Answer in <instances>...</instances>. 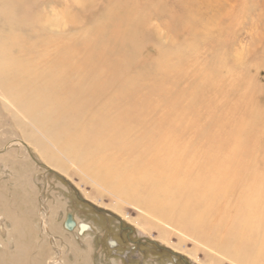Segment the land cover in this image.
<instances>
[{
	"label": "rangeland",
	"instance_id": "1",
	"mask_svg": "<svg viewBox=\"0 0 264 264\" xmlns=\"http://www.w3.org/2000/svg\"><path fill=\"white\" fill-rule=\"evenodd\" d=\"M2 7L0 87L17 95L0 94V264H244L224 226L264 182V0ZM215 175L226 191L180 193ZM67 213L88 230L66 231Z\"/></svg>",
	"mask_w": 264,
	"mask_h": 264
},
{
	"label": "bare ground",
	"instance_id": "2",
	"mask_svg": "<svg viewBox=\"0 0 264 264\" xmlns=\"http://www.w3.org/2000/svg\"><path fill=\"white\" fill-rule=\"evenodd\" d=\"M7 10H9L8 7H2L0 9V13L1 14H5V13H7ZM4 19L6 20L7 17H4ZM21 20H23V17L21 18ZM29 20L31 21L32 19H29ZM30 21H29V23H30ZM25 25H27V23H25ZM104 59H106L105 56H104ZM3 61H5V60H3ZM96 74H98V73H96ZM57 77L58 76H56V78ZM99 77H100V75H99ZM0 94L1 95H17L15 91L12 94H10L9 91L6 90L3 87H0ZM18 95H20V94L18 93ZM16 103L20 105V108L25 107V109H26V105L24 104V102L22 101V99L21 100L19 99V101L16 100ZM35 118H36L37 122L35 121L34 124L40 125L39 128H37V126H35L36 128H34V130H33L34 133H36V138H39V139H42L43 137L44 138H47V139H48V137L51 138V136H53L54 133L51 132L49 134L47 132V129H42V127H45V125H46V116H44L43 114H40V115H37L36 114V117ZM44 131H46V132H44ZM105 145L108 146L107 143ZM40 146H41V144H40ZM35 149H36V152L37 153L39 152L40 156L45 161H47V163L50 166H52V165L55 164L53 167L54 168H57L58 171H64L65 170V168H64L65 166L63 164L64 162L61 161L57 157L55 158V156L53 154H51V152L49 150L50 148H44V150H42L43 149L42 147L40 148L39 145H36L35 146ZM51 149L55 150V152L59 154L58 150H56L54 148H51ZM76 153L78 155L76 154V157L73 159V162H72L73 163L72 165L74 167H75V164H76V167H78V164H80V160H82L81 153H79V152H76ZM113 178H116V176L113 175V177L111 179H113ZM176 179H177V177H176ZM219 179H220L219 176H216V175L213 176L212 177L213 185L211 187H209V189H207V188H205L203 186H198L197 187L196 185H201V184L199 183L198 180L196 181V179H192V181L189 182L186 185V187L183 190L180 191V193L182 195H186V194L188 195V194H190L192 192V190H193L192 193H195L197 190H203V189L205 190L206 189V190L210 191V193L208 192V194L211 195V197H212L213 194H214V188L215 187L218 188V190L220 192L224 191V189L226 191V188H228V185H227L228 183H218L219 182ZM145 180H148V179H145ZM136 181L137 180L134 179V177H131L130 180L128 181V184H127L126 187L128 189H130L131 191H133V183L136 182ZM194 183H195V185H194ZM119 185H122V184H119ZM168 185H170V184H168ZM193 186H194V188H193ZM170 191L171 190H169L168 192H170ZM161 193L162 192H160L159 190H157L154 194L151 195V196H153L151 198V201L152 202H155V204L157 202L160 204L161 200H159V199L162 197L163 203H164V206H165V204L167 205L168 198L166 196L162 195ZM254 193L255 194L248 195V193L246 192L243 195V197L238 202V206L239 207L236 209V212H234V214L231 215V216L228 215L229 218H230V220L232 221V224L229 225V227H227V228H225L226 225L224 226V229H226V231L224 232V235L227 238V242H229L228 243L229 246H231V245L234 244L233 247H232V251L239 252L235 257H238V259H239V257H242L240 260H242V262L244 264H264V253L259 252V249H261V247L264 245V207H263V205H264V182L263 181H261L260 183H258V186H257V188H256V190H255ZM195 195L197 197H199V198L202 197V201H197L196 205L199 203L200 205L202 204L204 206V208L206 207V208L210 209V204H207V202H206V201H209L208 199L206 200V198H208V196L202 195V194H200V195L195 194ZM171 203L172 202H170L169 204H171ZM167 207H169V206H167ZM171 207H173L172 204H171ZM193 209H194V207H193ZM198 209H200V208L198 207ZM116 210L118 212V209H116ZM172 210H174V208H172ZM184 211L187 212L186 209H184L183 212ZM119 213H120V211H119ZM200 215H203V214L200 213ZM181 216H183V213L181 214ZM199 219L197 217H194L193 222L194 223H201V220L202 219L200 217H199ZM64 223H65V221H64ZM258 229H260L259 231H261L262 237L259 236ZM217 230H220L221 231V229L219 227H217ZM218 233H219V231H218ZM245 236L248 239H256V242H258V244H257V252H255V255H253V257H251V258H244L243 257L244 255L247 254L245 251H243V249L245 248V245H244L245 244L244 243ZM259 237H260V239H259ZM262 251L264 252V250H262ZM249 255L251 256V254H249ZM233 257H234V255H233ZM247 257H249V256H247Z\"/></svg>",
	"mask_w": 264,
	"mask_h": 264
},
{
	"label": "water",
	"instance_id": "3",
	"mask_svg": "<svg viewBox=\"0 0 264 264\" xmlns=\"http://www.w3.org/2000/svg\"><path fill=\"white\" fill-rule=\"evenodd\" d=\"M74 223H75V222L73 221V215L70 214V213H67V214H66V220H65V223H64V225H63V228H64L66 231L71 232V231H73V229H74L75 227H78V229H79V235H82V233H83L84 231H87V230H88V226H87V225L81 223V224H78L77 226H75ZM112 245H113V243H112Z\"/></svg>",
	"mask_w": 264,
	"mask_h": 264
},
{
	"label": "flooded vegetation",
	"instance_id": "4",
	"mask_svg": "<svg viewBox=\"0 0 264 264\" xmlns=\"http://www.w3.org/2000/svg\"><path fill=\"white\" fill-rule=\"evenodd\" d=\"M75 226H77V225L75 224Z\"/></svg>",
	"mask_w": 264,
	"mask_h": 264
}]
</instances>
